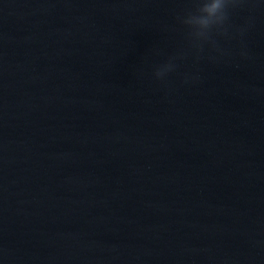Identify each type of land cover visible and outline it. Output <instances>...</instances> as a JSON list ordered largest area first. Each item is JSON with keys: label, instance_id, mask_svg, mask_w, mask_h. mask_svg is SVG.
Instances as JSON below:
<instances>
[{"label": "water", "instance_id": "95a60500", "mask_svg": "<svg viewBox=\"0 0 264 264\" xmlns=\"http://www.w3.org/2000/svg\"><path fill=\"white\" fill-rule=\"evenodd\" d=\"M195 4L0 0V264H264V3Z\"/></svg>", "mask_w": 264, "mask_h": 264}, {"label": "clouds", "instance_id": "9594fccd", "mask_svg": "<svg viewBox=\"0 0 264 264\" xmlns=\"http://www.w3.org/2000/svg\"><path fill=\"white\" fill-rule=\"evenodd\" d=\"M242 0H196L193 9L186 11L177 17V22L185 29L186 38L191 46L199 53L204 46H209L221 56L228 55L224 49L218 47L217 37L224 40L235 38L229 32L230 10L240 5ZM264 3V0H259ZM246 27L236 30V36L243 37ZM239 55L242 58L248 57L246 46L241 44ZM178 56H171L166 61L156 65L151 73L152 79L156 82L165 83L169 74L176 68ZM215 59V57H209ZM199 80L198 75L186 74L182 80L183 84L195 83Z\"/></svg>", "mask_w": 264, "mask_h": 264}]
</instances>
